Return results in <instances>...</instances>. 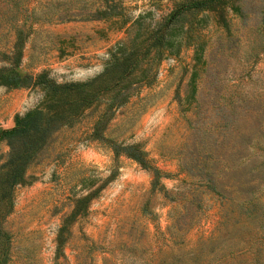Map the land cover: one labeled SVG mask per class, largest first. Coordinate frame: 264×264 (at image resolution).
<instances>
[{
  "label": "rangeland",
  "instance_id": "1",
  "mask_svg": "<svg viewBox=\"0 0 264 264\" xmlns=\"http://www.w3.org/2000/svg\"><path fill=\"white\" fill-rule=\"evenodd\" d=\"M104 1L127 18L148 8L158 17L171 5L23 0L10 17L0 0V55L11 56L17 41L19 73L90 78L124 35L95 16ZM201 14L199 57L191 45L163 56L151 83L102 129L117 143H138L159 168L156 179L90 139L97 108L86 109L52 133L14 185L0 215L4 263L264 264V0H214ZM41 97L36 86L0 82V130ZM7 151L0 137V161Z\"/></svg>",
  "mask_w": 264,
  "mask_h": 264
},
{
  "label": "trees",
  "instance_id": "2",
  "mask_svg": "<svg viewBox=\"0 0 264 264\" xmlns=\"http://www.w3.org/2000/svg\"><path fill=\"white\" fill-rule=\"evenodd\" d=\"M213 1L171 0L168 10L159 13L158 17H154L152 9L148 8L131 18L123 17L120 10H113L114 5L110 7L102 2L105 4L95 8V16L110 18L120 28L124 27V35L107 48L102 69L85 80L55 81L45 69L19 73L15 70L20 55L17 41L11 56L1 52L0 60L6 65H0V82L36 86L42 97L35 105L18 114L10 128L0 130V137L8 144L6 157L0 161V215L8 211L12 204L14 185L28 173V167L37 160L41 150L52 143V133L61 126H72L86 109L97 108L88 127L90 139L105 141L114 155L123 153L129 156L148 170L153 180L156 179L159 168L138 143H117L104 136L102 129L114 109L127 102L141 87L151 83L163 56L176 55L182 45H191L194 57H199L197 52L201 50L203 40L195 22L196 19H203V14L198 16L200 12L213 8ZM3 2L13 12L10 17H16L23 0ZM15 37L17 39L19 35ZM83 198L85 196H80L77 200ZM3 234L0 230V235ZM0 249V264H6L1 257L5 255V249L2 246Z\"/></svg>",
  "mask_w": 264,
  "mask_h": 264
}]
</instances>
